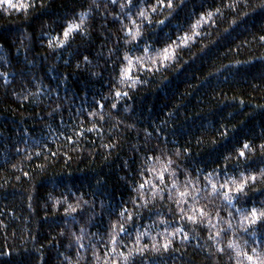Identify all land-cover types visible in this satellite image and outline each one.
<instances>
[{"label":"trees","instance_id":"1","mask_svg":"<svg viewBox=\"0 0 264 264\" xmlns=\"http://www.w3.org/2000/svg\"><path fill=\"white\" fill-rule=\"evenodd\" d=\"M12 3L0 0V264H98L91 244L111 255L101 238L116 223L108 209L121 205L136 218L125 223L117 252L144 248V264H249L244 253L264 248V236L240 230L236 209L264 204V0H139L148 19L135 8L126 16L128 9L110 0ZM75 25L80 31L65 42L63 31ZM137 26L144 42L128 43L125 33ZM165 48L174 50L167 66ZM128 67L134 86L122 80ZM118 91L128 95L116 97ZM169 158L178 184L191 181L194 189L180 206L203 208V224L181 219L173 201L152 198L158 189L167 193L155 175ZM245 177L247 195L232 208L202 191L209 180L219 187ZM134 179L136 187H157L146 184L141 196L132 191ZM228 186L235 196V185ZM196 192L199 204L191 199ZM77 197L89 203L80 202L85 219L74 221L79 208L65 211ZM133 199L148 207L134 209ZM228 220L236 234L224 241L216 234ZM175 226L188 239L177 234L169 251L155 252L153 244L163 245ZM112 264L125 262L115 257Z\"/></svg>","mask_w":264,"mask_h":264},{"label":"snow or ice","instance_id":"2","mask_svg":"<svg viewBox=\"0 0 264 264\" xmlns=\"http://www.w3.org/2000/svg\"><path fill=\"white\" fill-rule=\"evenodd\" d=\"M4 2L8 5V7H15V5L12 3V0H4ZM110 2L113 6L118 5V7L122 11L124 9H128V12L124 13L126 16L130 17L131 10L135 8L136 12L141 18L148 19L145 15V12L140 7L139 0H136V3H134V0H126V3H119V4H118V0H110ZM148 2H150V0H148ZM159 2L163 4L164 0H159ZM31 6L34 7L35 5H31ZM166 6L169 8H173V4L171 2L167 3ZM260 7L264 9V4L260 5ZM152 11L156 12L157 9L153 7ZM114 19L119 20V17H114ZM148 22L151 23V20L149 19ZM133 23L135 24L136 22L133 21ZM160 23L163 25L164 21H160ZM79 31H80L79 25L70 26L67 28V30H64L63 36L65 38V42H67V39L71 33L79 32ZM125 35L127 37H131V39L127 41L128 43H131L132 41H137V44L144 42L142 38V32L139 30V26H137V31L134 34L129 29L125 33ZM64 46L65 45L63 43L59 45V47L61 48H63ZM144 51L147 52L148 48H145ZM173 57H174V50L170 52L167 48H165L163 56H162V60L165 62V66H167L166 62L170 58H173ZM123 59L125 61H128L129 65H131L133 62L128 55H125ZM146 70L151 71V69H146ZM156 70L159 71V69H156ZM2 75L3 74L0 73V76ZM122 80L131 81L132 85L133 86L135 85L136 81L132 77L130 67L125 69V71L123 72ZM115 95L116 97H121V96H127L128 93L127 92L121 93L118 91L115 93ZM97 103L99 105V108L103 110L104 105L99 102ZM111 107L115 109L117 107L116 103H113ZM54 111H58V109H55ZM90 115L96 116L97 113L90 112ZM101 119H103L102 115H101ZM86 131L88 132L94 131V128H87ZM77 135H81V133H77ZM150 135L151 133H149V136ZM69 142L72 144L76 143L75 141H72L71 138H69ZM105 147H107V145H105ZM248 147L249 145L247 144L244 145V148H248ZM261 148H264V145H261ZM37 155H39V153H37ZM53 155H55V153H53ZM175 155L180 156L181 155L180 151L177 150L175 152ZM244 155L245 153L241 151L240 156L243 157ZM151 158L156 159L158 162L160 160V157H157L155 152L152 153ZM173 163L174 161L171 158H169L167 161V166H162V170H160L155 175V179L160 184H163L165 188L167 189L166 195L164 194L163 189H158L156 192H153L152 198L156 199L157 197H159V199L161 200L167 199V200L173 201L176 204V207L179 211L181 219H186L187 221L195 224L198 222L197 217H199V223L203 224L204 219L207 216L203 208L197 209L193 205L186 211L185 208L180 206L181 204L188 205V202H189L188 198L190 197V193L194 191V189L190 188V185L192 184L191 181H186L183 185L178 184L177 170L173 169L169 172V168L171 167ZM144 171L145 172L155 171V165L151 167H145ZM260 171H261V176H264V170H260ZM165 172H168L169 176L171 177V187L170 188H167V184L169 181H168V178L164 175ZM142 175H143V172H138V176H142ZM248 179L249 177H245L244 182L241 184H236L234 180H229L226 183L219 184V187L217 186L216 183H213L211 180H209L210 188L206 186L204 189H202V191L206 194H209L213 199L222 196L223 200L226 202L227 207L232 208V207H235L237 203H239V198L242 195H247L246 186L248 183ZM250 179L253 183H255L257 178L256 176H251ZM229 183L235 185V193H236L235 196H233L232 194V191H233L232 188L228 186ZM135 184H136V180L134 179L132 191L140 193L141 196H143V193L141 192V190L145 189L146 184H151L153 188L157 187V185L152 184L151 181H141L139 182L138 187H136ZM200 195H201L200 192H196L195 195H191V199L195 202V204H199L198 197H200ZM81 201L83 202L85 206H87L89 203L87 200H84L83 197H77L76 207H73L72 204H68L67 210L65 211V215H68L69 210L73 213H77V209L79 208V213H77V215H74L72 219L74 221H77V216H78L79 220H84L85 219L84 209L80 208ZM130 203L132 204L134 209H137L140 207H148L147 202L141 205L135 199L131 200ZM57 206H60L59 201L57 202ZM236 211L240 213V219L237 225V227L240 230H242L245 233H249V234L259 233L260 235L264 236V204H261L260 207H256L253 204L250 208H237ZM107 214L110 218L115 217L116 223L112 224L110 221V231L107 233L108 239L105 241L104 238L102 237L101 242L104 243V248H110L111 255H109L107 252H104V255L101 256L96 251V244H91V250L93 252V256L95 257L98 264H112V261L115 257H122L125 264H134L135 259L139 257L141 264H144V258H145L144 248L135 247L134 249L130 250L127 255H124L123 252H117V248L121 245L123 241L124 234L127 233L128 231L127 228L124 226L125 223L127 222L134 223V220L136 217L134 216L133 212L129 211L128 207H124L123 205H121L115 210H113L112 208H109ZM217 217H219V213H217ZM87 222L90 223L91 221L88 220ZM207 223L211 225V219H208ZM226 223H227V228L220 229V231L217 232L216 234L217 237H219L220 239L224 241H227V236L230 232L232 235L236 234V232L233 230V225L231 223V220L226 221ZM212 226L214 227V225ZM80 233L81 234L76 237V243L78 244L79 248H84L85 246L82 243H80V241H82L85 238L87 233L85 232V229L83 227L80 228ZM177 234L183 236V239L185 240L188 239L187 235L185 234V229L181 226H175L173 231L170 234V238L163 245H157L154 243L153 250L157 253L169 251L171 244L173 240L175 239V237L177 236ZM209 239H212L211 235L209 236ZM133 243L138 246L140 243V237L137 236L136 240ZM124 247H127V245L125 244ZM227 248L234 250L236 248V245H234L232 242H227ZM217 250L219 252L225 251L223 248H218ZM252 253H253L252 255H249L248 253H244V256L246 260L249 262V264H264V248L260 250H257L256 248H252ZM104 257H107V258H104ZM89 264H91V261L89 262Z\"/></svg>","mask_w":264,"mask_h":264}]
</instances>
